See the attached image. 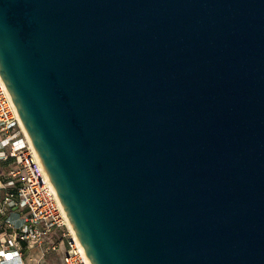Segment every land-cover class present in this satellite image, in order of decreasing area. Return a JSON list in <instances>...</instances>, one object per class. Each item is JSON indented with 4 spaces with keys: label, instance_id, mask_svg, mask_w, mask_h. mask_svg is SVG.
<instances>
[{
    "label": "water",
    "instance_id": "water-1",
    "mask_svg": "<svg viewBox=\"0 0 264 264\" xmlns=\"http://www.w3.org/2000/svg\"><path fill=\"white\" fill-rule=\"evenodd\" d=\"M0 75L91 264H264V0H0Z\"/></svg>",
    "mask_w": 264,
    "mask_h": 264
},
{
    "label": "built area",
    "instance_id": "built-area-1",
    "mask_svg": "<svg viewBox=\"0 0 264 264\" xmlns=\"http://www.w3.org/2000/svg\"><path fill=\"white\" fill-rule=\"evenodd\" d=\"M0 192V264H42L48 251L62 252L61 264H91L1 75Z\"/></svg>",
    "mask_w": 264,
    "mask_h": 264
},
{
    "label": "rangeland",
    "instance_id": "rangeland-1",
    "mask_svg": "<svg viewBox=\"0 0 264 264\" xmlns=\"http://www.w3.org/2000/svg\"><path fill=\"white\" fill-rule=\"evenodd\" d=\"M1 166L3 167V165L1 164ZM0 194H2L0 192ZM45 249V246L42 248V250ZM30 253L36 258L38 259L40 257L41 250L39 247H33L30 249ZM61 260H62V252H52V251H48L46 253V256L44 257L42 264H61ZM32 264H37L36 262H32Z\"/></svg>",
    "mask_w": 264,
    "mask_h": 264
},
{
    "label": "bare ground",
    "instance_id": "bare-ground-1",
    "mask_svg": "<svg viewBox=\"0 0 264 264\" xmlns=\"http://www.w3.org/2000/svg\"><path fill=\"white\" fill-rule=\"evenodd\" d=\"M71 226H72V224H71ZM72 229H73V227H72ZM73 231H74V229H73ZM74 233H75V231H74ZM75 235H76V233H75Z\"/></svg>",
    "mask_w": 264,
    "mask_h": 264
},
{
    "label": "crops",
    "instance_id": "crops-1",
    "mask_svg": "<svg viewBox=\"0 0 264 264\" xmlns=\"http://www.w3.org/2000/svg\"><path fill=\"white\" fill-rule=\"evenodd\" d=\"M15 215V214H14ZM16 216V215H15Z\"/></svg>",
    "mask_w": 264,
    "mask_h": 264
}]
</instances>
